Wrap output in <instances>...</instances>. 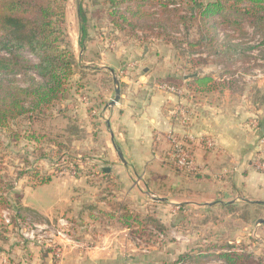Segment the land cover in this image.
<instances>
[{"label":"rangeland","instance_id":"obj_1","mask_svg":"<svg viewBox=\"0 0 264 264\" xmlns=\"http://www.w3.org/2000/svg\"><path fill=\"white\" fill-rule=\"evenodd\" d=\"M100 1L54 0L52 7L59 14L54 19L60 31L59 47L74 63L71 76L64 82L61 99L50 109L36 111L33 123L25 116L11 122L10 128L0 129V196L7 198L6 206L12 215L21 216L17 225L8 227L0 212L1 239L12 234L20 243H28L22 231L38 226L45 229L36 233L30 243L55 255L60 249L63 256L65 246L62 248L60 242L53 248L49 245L61 237L58 232H64L67 238H60L64 243L89 251L114 250L120 253L117 260L121 264H225L219 256L228 252L245 255L249 264H264V224L258 223L264 216L263 203H244L235 210L170 203L153 191H122L118 177L102 173L103 166L114 165L102 108L114 106L115 79L121 93L130 83H146L160 93L164 85L182 89L184 75L200 73L214 77L204 88L210 91L200 97H224L231 91L240 95L248 90L250 102L255 101V91L260 85L264 87L263 38L255 36L243 22L237 31L221 27L215 44H202L195 22L184 27L178 24L176 12L170 16L161 6L162 1L177 3L171 9L178 7L179 15H186L196 0H150L143 11L151 16L139 21L111 16ZM80 6L88 19L83 49L79 45ZM154 19L166 20L167 30L145 28L144 25L153 26ZM141 50L149 58L137 68ZM101 54L106 56L102 63ZM112 57L120 59L119 63H114ZM87 60L94 63L88 64ZM198 60L203 64L196 63ZM107 66L114 67V74ZM27 105H31L30 101ZM70 119L80 127L73 146L67 150L53 146L52 140L60 139L59 134L65 139ZM160 145L161 164L173 173L181 172L168 156L170 145ZM73 153L82 159L77 164L68 161ZM250 164L262 172L254 162ZM226 175L231 174L223 172L220 178ZM46 179L48 183L42 184ZM8 183L10 186H5ZM24 199L43 215L25 207ZM67 200L71 204L65 206ZM132 257L141 262L132 261Z\"/></svg>","mask_w":264,"mask_h":264},{"label":"crops","instance_id":"obj_2","mask_svg":"<svg viewBox=\"0 0 264 264\" xmlns=\"http://www.w3.org/2000/svg\"><path fill=\"white\" fill-rule=\"evenodd\" d=\"M141 52V60L135 63L137 68L149 58V54ZM101 57L102 63L106 56L101 54ZM112 59L114 63L120 61L115 57ZM87 61L88 64L94 63ZM106 69L111 73L114 71L111 66ZM143 70L146 71L145 68ZM195 75L183 76L181 94L155 93L146 83L135 86L130 83V87L122 91L116 105L102 108L105 132L110 134V160L114 164L103 166L102 172L118 177V187L122 191H153L160 199L170 203H194L212 208L228 203L239 206L261 202L264 205V173L256 171L250 164L251 161L256 164L255 160L261 157L257 151L264 140V107L258 99L250 102L248 90L240 95L231 91L226 92L228 95L224 97L206 94L200 97V94L210 90L195 81L202 77L201 74ZM257 91L263 95V85ZM181 108L190 119L186 127L181 122L183 115L176 112ZM171 132L196 138L191 147L202 178H193L184 172L173 173L161 164L160 144L167 143L166 136ZM206 138L214 141V149L208 150L205 144L199 142ZM224 170H229L231 175L223 179L220 176ZM204 176L209 178L204 179ZM137 179L141 180L138 185L135 184ZM23 203L25 207H34L28 204L27 199ZM67 204L71 201L67 200L64 205ZM262 212L263 216L264 210ZM57 240L61 247L65 246L61 259L55 257L54 252L35 247L30 241L20 243L15 236L7 234L5 239L0 237V264H121L117 260L120 253L114 250L110 253L104 248L90 251L77 249L60 238ZM132 261L141 262L135 257Z\"/></svg>","mask_w":264,"mask_h":264},{"label":"trees","instance_id":"obj_3","mask_svg":"<svg viewBox=\"0 0 264 264\" xmlns=\"http://www.w3.org/2000/svg\"><path fill=\"white\" fill-rule=\"evenodd\" d=\"M53 3L54 0H0V129L10 128L11 122L25 116H29L30 123H33L36 111L50 109L61 99L64 82L71 76L74 63L68 60V52L59 47L60 31L54 21L59 14L54 11ZM100 3L111 13V16L119 15L126 21L130 19L139 21L151 16L143 11L150 0H101ZM161 4L163 10H166L170 16L177 13L178 24L185 27L189 22H195L202 44L207 41L210 45L215 44L221 27L223 29L233 27L237 31L243 22L254 30L255 36L263 38L264 41V0H196L186 15H179L178 7L171 9V5L176 6L177 3L162 1ZM79 15L82 34L79 45L83 49L84 38L88 31L86 26L88 19L86 11L81 6ZM163 16H165L164 12ZM154 21L153 26L144 25L145 28L167 30V25H164L166 20L154 19ZM159 22H162V25ZM190 46L194 47L191 44ZM196 63L203 64V61L198 60ZM211 79V76H202L195 81L205 88ZM255 93L256 99L263 104V95L257 90ZM28 101L31 103L30 106L27 105ZM78 129L80 130V127L77 123L70 119L65 139L59 134L60 139L63 140L56 137L52 140L53 146L63 150L70 149L79 136ZM1 143L0 139V145ZM190 149L192 150L191 145ZM79 157L74 156V153L70 154L68 161L77 164L79 163L77 161L82 160ZM184 173L197 179L203 177L200 169ZM206 178L209 177L204 176V179ZM48 180L41 183H48ZM5 186L9 187L10 184ZM6 204H8L7 198L0 196V212L10 209ZM221 207L235 210L238 206L228 203ZM19 219L21 216L18 213L12 215L11 226L17 225ZM219 258L225 264H249V258L238 253H224Z\"/></svg>","mask_w":264,"mask_h":264},{"label":"built area","instance_id":"obj_4","mask_svg":"<svg viewBox=\"0 0 264 264\" xmlns=\"http://www.w3.org/2000/svg\"><path fill=\"white\" fill-rule=\"evenodd\" d=\"M162 89L165 92H169V93H173V94H181L182 93V89L177 90L176 88L171 87V86H167V85H164L162 87ZM184 111L185 110L183 108L176 109V112L178 115L179 114L183 115L181 122H182L183 126L186 127L189 125L190 119L186 115V113H184ZM166 139H167L168 145H170V151L168 153V156L170 157L173 165L179 171L189 172V171H195L198 169V165L196 163L195 157L192 153V150L190 149V145L196 141L195 137H193V136L182 137V136L178 135L177 133L171 132V133H168V135L166 136ZM199 142L202 144H205V146L208 150L215 148V143L211 139H208V138L201 139V140H199ZM257 153H260L261 157H259L255 160L256 161L255 165L257 166V169H260L262 172H264V161H259L262 158V155H264V140L261 142V146L259 147V150L257 151ZM228 173H229V170L224 171V174H228ZM12 214L13 213L9 209L4 210L1 213L3 223L8 227H11V225H12ZM44 229H45V227L35 226V230H32V231L23 230L22 236L25 240L32 241L35 239V234L40 233L41 230L44 231ZM58 235L61 236V237H59L61 239L67 238V235L64 232H58ZM56 245L58 246V243L54 240V241H51V244L49 246H51L53 248ZM60 252H61V250L58 249L56 252V255H55L57 258H61L62 254Z\"/></svg>","mask_w":264,"mask_h":264},{"label":"water","instance_id":"obj_5","mask_svg":"<svg viewBox=\"0 0 264 264\" xmlns=\"http://www.w3.org/2000/svg\"><path fill=\"white\" fill-rule=\"evenodd\" d=\"M112 74H114V71H112ZM195 76H197V75H195ZM188 78H190V77H188ZM114 82L116 84V92H115L116 93V96H115L114 101L112 102L113 105H115L116 103H118L120 101V95H121V90H120V85L118 83V80L115 79ZM258 223L261 224V225H263L264 224V219H260L258 221Z\"/></svg>","mask_w":264,"mask_h":264}]
</instances>
